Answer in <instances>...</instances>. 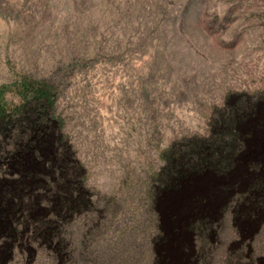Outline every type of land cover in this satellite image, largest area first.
I'll list each match as a JSON object with an SVG mask.
<instances>
[{
	"label": "rangeland",
	"instance_id": "374dc122",
	"mask_svg": "<svg viewBox=\"0 0 264 264\" xmlns=\"http://www.w3.org/2000/svg\"><path fill=\"white\" fill-rule=\"evenodd\" d=\"M22 78L52 86L50 105L28 97L24 109L55 119L44 126L81 165L89 203L59 222L56 250L35 228L40 213L51 219L43 206L56 175L31 162L39 210L0 233V264H264V190L248 191L264 181V134L225 175L161 183L171 145L174 155L206 137L235 94L264 92V0H0L6 107L25 101L13 85ZM16 180L0 162V192Z\"/></svg>",
	"mask_w": 264,
	"mask_h": 264
},
{
	"label": "trees",
	"instance_id": "16d2710c",
	"mask_svg": "<svg viewBox=\"0 0 264 264\" xmlns=\"http://www.w3.org/2000/svg\"><path fill=\"white\" fill-rule=\"evenodd\" d=\"M14 89L23 98L20 106L8 108L1 100L2 93L7 89L0 86V162L4 166L11 167L17 174L14 190L5 189L0 192V233L4 236L13 235L15 232L14 216L20 212H38L37 196L30 194L28 182L39 178L37 172L31 169V162L45 164L46 168L56 179L50 190L51 201L44 208L50 211L51 219L41 220L35 223L36 232L41 233L43 239L52 242L56 250H60L62 244L55 240L59 222L73 212L88 206L85 191L83 189L84 172L81 165L72 159L69 145H63L62 139L52 135L50 128H45L47 122L55 119L44 113V107L39 111L29 113L24 109L28 97L39 99L50 105L54 97L50 84L41 80H29L22 78L15 82ZM263 104L264 92L258 94L237 93L233 101L225 102L223 107L217 109L209 121V134L206 137L186 138L177 154H174L171 145L164 153L166 165L161 179L162 186L178 188L193 174L211 171L216 175H225L240 162V157L246 153V141L256 133L264 134V114H260L259 106ZM18 125L16 135L12 136L10 147H3V140L9 136L11 127ZM20 130L26 133L20 135ZM19 131V132H18ZM32 135L33 140L30 139ZM61 143V144H60ZM59 144V150L56 151ZM48 147L49 159L44 161L40 155V149ZM249 168H258L263 163L248 160ZM264 190V181L253 179L248 186L252 195ZM30 197V202H28ZM254 197V196H253ZM194 201H199L195 197ZM209 220L205 217L203 225ZM6 250V248L4 249Z\"/></svg>",
	"mask_w": 264,
	"mask_h": 264
}]
</instances>
